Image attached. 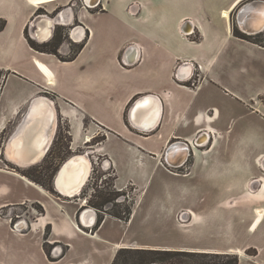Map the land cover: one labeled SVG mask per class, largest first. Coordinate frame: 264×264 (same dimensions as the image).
Here are the masks:
<instances>
[{
	"label": "crops",
	"instance_id": "0c3cea01",
	"mask_svg": "<svg viewBox=\"0 0 264 264\" xmlns=\"http://www.w3.org/2000/svg\"><path fill=\"white\" fill-rule=\"evenodd\" d=\"M74 1L0 0V264H112L121 248L258 263L264 46L235 34L240 7L252 0H87L96 9ZM58 29L70 33L56 53L32 47L54 44ZM45 94L54 97L46 98L54 132L62 120L70 137L53 191L22 168L41 164L55 140L25 160L11 154L14 136L2 139L19 122L27 129ZM99 137L82 155L91 163L83 187L104 158L114 188L131 190L133 206L127 221L107 213L96 227L98 213L83 208L80 192H61L57 179ZM182 212L187 222L178 220ZM243 234L252 238L241 245Z\"/></svg>",
	"mask_w": 264,
	"mask_h": 264
},
{
	"label": "rangeland",
	"instance_id": "374dc122",
	"mask_svg": "<svg viewBox=\"0 0 264 264\" xmlns=\"http://www.w3.org/2000/svg\"><path fill=\"white\" fill-rule=\"evenodd\" d=\"M74 4H76V6L80 5V0H76L74 1ZM254 13V12H252ZM233 19H235V15L233 16ZM238 23V22H237ZM239 26V25H238ZM68 33H70V30H64V29H58L57 30V37L61 36L62 37V42H64L63 44H67L69 39L68 38H64L67 37ZM257 38L258 41H261L262 45H264V32L256 35L255 36ZM69 54V53H67ZM45 98L48 99H52L54 97H52L51 95L45 94L44 95ZM42 100H37L34 104H33V114L32 116L34 117V119L36 118H45L44 116V112H43V108H42V101H44V98H40ZM41 106V110L40 112H38V107ZM40 108V107H39ZM41 131V130H40ZM37 133V136H42V131ZM25 132H23V127L21 125V123L19 122L18 124L14 125L13 127H11L8 131L7 134H5L3 136V140H6V138L8 137H13L15 138V136H24ZM53 141L55 140V145L53 146L51 152H50V156L48 157L49 159L45 162L42 163L41 165H35L33 167H31V171L35 170L34 172L38 173V176L43 178V181L48 183L51 180V176L54 172V170L59 167L61 161V158H65L66 156H68L69 153V134H68V127L66 125V123H64L62 120L59 121L58 123V127L57 129H55L54 135L52 137ZM102 139V137H99L97 139H95L93 142L89 143L86 145V147L80 149V151L77 152L78 155H83L85 154L87 151L91 150L93 146H95L98 142H100V140ZM52 141V143H53ZM36 141L33 138H31L29 140L28 143V148L27 151L28 153L33 152L35 150H37L36 148ZM37 158V157H36ZM35 158V160H36ZM35 160H33L32 162H34ZM104 158H100L96 160V163L94 165L93 171L91 173V178L89 180V182L87 184H89L90 186L86 189H84V193L87 195L89 194V192L91 194H94V198L93 200H98V198H96L95 196H98L100 194H102L103 196L106 197H112L114 200V203H111L109 206L107 207H101V210L106 212H115V213H122L125 214V212H127V210H130L132 204H133V194L131 190H125L124 192H115L114 189L112 188V184H113V179H114V173L111 167L104 165ZM62 164V163H61ZM23 172H27L29 171V168H22ZM25 169V170H24ZM80 192V195L83 192ZM85 196H83L82 194V201L85 204ZM7 213L9 215L12 214L11 209L7 211ZM262 217V216H261ZM251 236L249 234H243L240 236V240L239 243L241 245H244L246 243H249V241L251 240ZM254 249H257V247H251ZM249 248V249H251ZM258 250V249H257ZM249 253H253L252 250L249 251ZM180 260L184 261V264H198V263H205V264H219V262H226V260H223V258H201V257H177ZM245 264H264V256H261L258 263H253V262H246Z\"/></svg>",
	"mask_w": 264,
	"mask_h": 264
},
{
	"label": "trees",
	"instance_id": "16d2710c",
	"mask_svg": "<svg viewBox=\"0 0 264 264\" xmlns=\"http://www.w3.org/2000/svg\"><path fill=\"white\" fill-rule=\"evenodd\" d=\"M4 21L0 22V29L4 27ZM264 31L260 32L259 34L263 33ZM235 34L236 36L249 40L251 42H254L256 44L262 45L261 41H258L257 38L255 37L256 35H245L240 32L237 26H235ZM257 34V35H259ZM62 37H57L56 42L49 43V44H44V45H38L34 43L33 41L31 42L32 47L35 49L42 51V52H52L56 53V47L59 43H61ZM264 46V45H262ZM82 45L79 47L81 48ZM79 50V49H78ZM78 50H74V55L70 57V59L67 60H72L77 54ZM70 141V137H69ZM103 141V138L100 140V142ZM55 145V142H54ZM53 145V146H54ZM69 146V145H68ZM49 158H46L42 163H45ZM64 158H61V161H63ZM41 163V164H42ZM62 163V162H61ZM60 163V164H61ZM40 164V165H41ZM60 166V165H59ZM59 167H57L52 176L51 180L48 183L43 181V178L38 176L37 172H34L35 170L25 172L24 174L30 178L31 180L37 182L38 184H41L44 186L46 189L49 191H53V180H54V175L57 172ZM112 188L114 189L115 192H124V191H117L114 188V183L112 184ZM83 196H86V194L83 192ZM98 198V200H93L94 194L91 195V198L83 208H94L97 210L98 213V219L96 222V227H99L103 221V216L105 214H110L116 218L122 219L124 221H127L132 213V206L130 210H127L125 214L122 213H115V212H109V211H102L101 207H107L113 202L112 197H106L103 196L102 194L95 196ZM252 250L253 253H249V251ZM248 250L249 255L255 256L257 255V250L256 249H250ZM201 257L203 259L205 258H223V260H226V262H219V264H239V257L236 254H219V253H209V252H192V251H179V250H156V249H139V248H121L118 250L112 264H184L183 260L178 259L177 257ZM198 264H205V263H198Z\"/></svg>",
	"mask_w": 264,
	"mask_h": 264
},
{
	"label": "bare ground",
	"instance_id": "6f19581e",
	"mask_svg": "<svg viewBox=\"0 0 264 264\" xmlns=\"http://www.w3.org/2000/svg\"><path fill=\"white\" fill-rule=\"evenodd\" d=\"M240 12L241 15L239 14V24H240L239 26L243 30L249 33L253 31L255 32L254 29H258V30L262 29L260 32L264 31V3L255 1V3L251 4L250 6H248L247 4L246 7L242 9ZM229 16H230L229 13L226 12L225 17L229 18ZM41 67L45 68L42 64ZM52 83L53 82H51V84ZM42 108L45 118H36L33 120V122L31 121L32 123H30L27 129L24 131L25 132L24 136L23 135L15 136L14 140L12 141V144L9 148L12 151L11 154H14L15 157L17 156L20 159L26 160L29 154L27 151L29 140L33 137H36L37 133L40 130L42 131V136L39 137L36 143L37 146L36 148L38 150L43 146L45 142H47V140H52V137L54 135V128H53L54 126H52L53 115L51 114V107L46 98H44ZM22 127L24 128V126ZM43 153L44 151H38L37 154L32 158V161L35 160L36 157L37 160L38 157L41 156ZM90 168H91V163L88 161V159H86L81 155L75 156L68 164L64 166L63 169H61L62 171H60L61 172L60 177L58 176L59 179H57L59 190L65 194H75L81 192V189L84 188L83 186H85L86 184V181L88 179L87 177H89L88 175L89 172L91 171ZM260 215H262V213H260ZM85 219L86 218H84V220Z\"/></svg>",
	"mask_w": 264,
	"mask_h": 264
},
{
	"label": "built area",
	"instance_id": "2783aa9c",
	"mask_svg": "<svg viewBox=\"0 0 264 264\" xmlns=\"http://www.w3.org/2000/svg\"><path fill=\"white\" fill-rule=\"evenodd\" d=\"M75 5V4H74ZM79 6H83L84 8H90V9H96L97 7H98V5H96V4H94V3H92L91 1H87V0H80V5ZM73 32H71V34H72ZM202 144H200L199 142H195V143H192V147H199V146H201ZM89 151H87V153H88ZM104 165H106V166H109V167H111V165H110V162L108 161V160H104ZM179 168L180 167H175V169H176V172H178V173H187V172H184V171H187V169H181L180 171H179ZM91 193L89 192V194H87L86 196H85V205L87 204V202L89 201V199L91 198ZM85 209H92V210H94L95 212H97V210L96 209H94V208H85ZM84 209V212L86 211ZM83 212V213H84ZM188 219H189V214L187 213V212H182V213H180L179 215H178V220L180 221V222H187L188 221ZM14 227L15 228H17V223H15L14 224ZM55 250V249H54ZM53 250V251H54Z\"/></svg>",
	"mask_w": 264,
	"mask_h": 264
},
{
	"label": "water",
	"instance_id": "95a60500",
	"mask_svg": "<svg viewBox=\"0 0 264 264\" xmlns=\"http://www.w3.org/2000/svg\"><path fill=\"white\" fill-rule=\"evenodd\" d=\"M255 2H254V0L251 2V3H249L248 4V6H250L251 4H254ZM239 14L241 15V12H239L238 13V16H237V24L238 25H240L239 24ZM239 27V29L243 32V33H245V34H247V35H257V34H259L260 33V31L262 30H258V29H254L255 30V32L253 31V32H250V33H252V34H250L249 32H247V31H245V30H243L240 26H238ZM249 31H252V30H249Z\"/></svg>",
	"mask_w": 264,
	"mask_h": 264
},
{
	"label": "flooded vegetation",
	"instance_id": "af4514ba",
	"mask_svg": "<svg viewBox=\"0 0 264 264\" xmlns=\"http://www.w3.org/2000/svg\"><path fill=\"white\" fill-rule=\"evenodd\" d=\"M252 1H253V0H252ZM252 1L247 2V3H244V4L240 7L239 12H240L242 9H244V8L246 7V5L249 4V3H251ZM255 1H258V2H262V3H264V0H254V2H255ZM239 12H238V13H239Z\"/></svg>",
	"mask_w": 264,
	"mask_h": 264
}]
</instances>
